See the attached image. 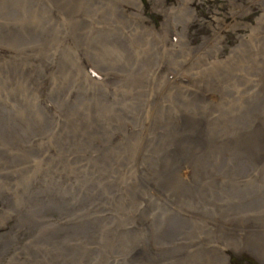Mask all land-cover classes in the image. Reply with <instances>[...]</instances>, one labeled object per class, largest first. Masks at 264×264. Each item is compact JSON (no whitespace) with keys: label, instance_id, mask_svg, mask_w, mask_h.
Returning a JSON list of instances; mask_svg holds the SVG:
<instances>
[{"label":"rangeland","instance_id":"rangeland-1","mask_svg":"<svg viewBox=\"0 0 264 264\" xmlns=\"http://www.w3.org/2000/svg\"><path fill=\"white\" fill-rule=\"evenodd\" d=\"M263 154L264 0H0V264H264Z\"/></svg>","mask_w":264,"mask_h":264},{"label":"bare ground","instance_id":"bare-ground-1","mask_svg":"<svg viewBox=\"0 0 264 264\" xmlns=\"http://www.w3.org/2000/svg\"><path fill=\"white\" fill-rule=\"evenodd\" d=\"M213 39H215L214 40V42H213V44H215L216 43V41H218V38H216V36L215 37H213ZM102 58H110L109 57V55H105V56H102ZM200 59L201 58H199V59H197L196 61H195V63H198V64H200L201 65V61H202V59H201V61H200ZM211 74H212V72H211ZM235 83H236V81H235ZM235 83L233 82V81H231L230 83H229V85L231 84V85H235ZM238 83V82H237ZM205 96H206V98H207V101H210V102H213L214 100H216L217 98H218V95H216V93L215 92H213V91H207L206 93H205ZM213 98V99H212ZM185 99V98H184ZM178 101V100H177ZM186 101L187 102H190V100L189 99H186ZM185 114H186V121L184 122V124H185V126L186 127H189V126H191L192 124L190 123V120L192 119V114H193V112L190 110V112H189V115H188V113L187 112H184ZM231 122H234V121H232L231 120ZM218 123H219V121L217 120V122H215V124L213 123V126H212V130H214L215 132H218V133H223V134H228V135H230V138H231V143H227V147L229 148L230 146H231V148L233 147V146H235V145H237V144H239L242 140H244V136H245V133H239V131L237 130V129H235V130H233V131H230L231 130V126H232V124L231 123H228L227 125H222V126H220V125H218ZM237 128V127H236ZM198 132V131H197ZM245 132H247V130L245 131ZM199 139V138H198ZM251 142L253 143V138L251 139ZM231 150V149H230ZM264 155V154H263ZM211 163H212V165H213V160H211ZM225 164V163H224ZM207 165H208V162L206 163V162H203L202 163V167L205 169H207ZM185 173V172H184ZM155 189V188H154ZM251 204H252V202H251ZM251 206H253V207H260V206H264V197L263 196H261V197H258L257 199H255V201H254V204H252ZM56 209H57V211H58V213H60L61 212V208L60 207H56ZM63 214V213H62ZM61 214V216H60V218H62L63 217V215ZM43 222H46L45 224H47V223H49L50 222V224H54V221H52L53 223H51V221H49V218L48 217H46V218H44V220H43ZM46 226H49V225H46ZM261 230H262V228L258 231V234H260V232H261ZM61 232H63V233H66L65 232V230H60ZM248 232H249V230H247ZM182 232V231H181ZM59 234L60 232H59V230H58V232L57 231H55V232H53V231H49V234L51 235V236H55L56 234ZM62 234V233H61ZM177 238H179V237H177ZM198 250V248H197V246H193L192 248H190L189 249V251L187 252L190 256L188 257V259H195V258H201L202 260H203V263H205L206 262V260H210L211 258L210 257H214V259H213V261H215V262H217L218 264H225V260H223V257L222 258H220V256H217L215 253H211V254H209V252L208 253H205V254H202L203 253V251H197ZM134 252V251H133ZM132 252V253H133ZM151 253V252H150ZM196 253H197V255L198 256H196ZM135 256V255H134ZM138 256V255H137ZM142 256V255H141ZM145 257V256H144ZM199 262V261H198Z\"/></svg>","mask_w":264,"mask_h":264}]
</instances>
